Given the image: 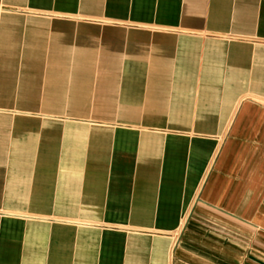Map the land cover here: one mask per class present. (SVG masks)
I'll return each mask as SVG.
<instances>
[{
  "label": "crops",
  "instance_id": "obj_1",
  "mask_svg": "<svg viewBox=\"0 0 264 264\" xmlns=\"http://www.w3.org/2000/svg\"><path fill=\"white\" fill-rule=\"evenodd\" d=\"M0 264H264V0H0Z\"/></svg>",
  "mask_w": 264,
  "mask_h": 264
}]
</instances>
